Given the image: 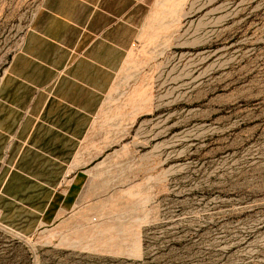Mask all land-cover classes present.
<instances>
[{"label":"rangeland","instance_id":"374dc122","mask_svg":"<svg viewBox=\"0 0 264 264\" xmlns=\"http://www.w3.org/2000/svg\"><path fill=\"white\" fill-rule=\"evenodd\" d=\"M40 1L0 0V77ZM143 6L95 122L136 192L33 236L0 225V264H264V0Z\"/></svg>","mask_w":264,"mask_h":264},{"label":"crops","instance_id":"0c3cea01","mask_svg":"<svg viewBox=\"0 0 264 264\" xmlns=\"http://www.w3.org/2000/svg\"><path fill=\"white\" fill-rule=\"evenodd\" d=\"M144 0H41L0 77V225L21 236L82 223L124 192L97 115L139 33ZM124 177V178H123ZM142 183V182H140ZM114 197V199H113Z\"/></svg>","mask_w":264,"mask_h":264}]
</instances>
